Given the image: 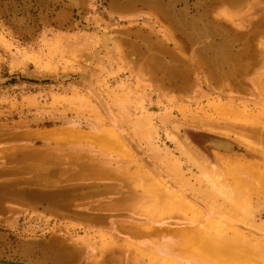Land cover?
I'll use <instances>...</instances> for the list:
<instances>
[{"label": "rangeland", "instance_id": "rangeland-1", "mask_svg": "<svg viewBox=\"0 0 264 264\" xmlns=\"http://www.w3.org/2000/svg\"><path fill=\"white\" fill-rule=\"evenodd\" d=\"M260 176L264 0H0V261L264 264Z\"/></svg>", "mask_w": 264, "mask_h": 264}, {"label": "bare ground", "instance_id": "bare-ground-1", "mask_svg": "<svg viewBox=\"0 0 264 264\" xmlns=\"http://www.w3.org/2000/svg\"><path fill=\"white\" fill-rule=\"evenodd\" d=\"M189 16V15H188ZM189 18V17H188ZM198 21V20H197ZM194 22V21H193ZM196 22V21H195ZM198 23V22H197ZM194 24V23H193ZM199 24V23H198ZM194 26V25H193ZM193 26H192V30H193ZM201 26V25H200ZM196 27H197V25H196ZM204 27V26H203ZM191 28V27H190ZM201 29H202V27H200ZM199 28V29H200ZM194 29H195V27H194ZM204 29V28H203ZM202 29V30H203ZM197 30H198V28H197ZM204 31V30H203ZM200 32H202V31H200ZM195 33H197L198 34V32H195ZM201 34V33H200ZM222 36V35H221ZM223 37V36H222ZM225 40V39H224ZM223 42V41H222ZM230 42V41H229ZM228 42V43H229ZM242 43V42H241ZM236 44V43H235ZM211 45H213L212 43H211ZM221 45V44H220ZM210 46V45H209ZM213 46H216V45H213ZM221 47V46H220ZM242 47H243V45H242ZM209 49H211V48H208L207 50H209ZM239 49V48H238ZM240 49H241V47H240ZM212 50V49H211ZM225 51V50H224ZM239 51V50H238ZM228 52V51H227ZM240 52H242V51H240ZM247 52V51H246ZM219 53V52H218ZM212 54H214V53H212ZM242 54V53H241ZM215 56V55H214ZM227 56V55H226ZM229 56V55H228ZM221 57V56H220ZM232 57V56H231ZM235 58L237 57V56H234ZM233 58V57H232ZM231 58V59H232ZM248 58V57H247ZM229 59V58H228ZM230 59V60H231ZM214 60V59H213ZM239 60V59H238ZM223 61H224V59H223ZM226 61H227V59H226ZM234 61V62H233ZM212 62H214V61H212ZM220 62V61H219ZM218 62V63H219ZM231 62H233V63H237L238 61H235V60H232ZM230 62V63H231ZM222 63V62H221ZM229 63V64H230ZM172 64H174V63H172ZM214 64V63H213ZM220 64V63H219ZM224 64V63H223ZM232 64V63H231ZM226 65H227V63H226ZM234 65V64H233ZM238 65V64H237ZM173 66V65H172ZM228 66V65H227ZM174 67V66H173ZM172 67V68H173ZM220 67V66H219ZM224 67V66H223ZM237 67V66H236ZM175 68V67H174ZM225 68V67H224ZM232 68H234V66L232 67ZM223 69V68H222ZM225 69H227V67L225 68ZM230 69V68H229ZM230 70H232V69H230ZM236 70V69H235ZM176 72V71H175ZM176 73H178V72H176ZM182 76H183V74H182ZM107 138H108V141L110 142V143H112L113 145H116V140L114 141V139H116L115 138V136H114V134L113 133H109V135L107 136ZM114 138V139H113ZM222 144V143H221ZM220 144H218V146H219ZM220 146H222V145H220ZM230 150V149H229ZM126 152V151H125ZM128 152H126V154H127ZM125 154V155H126ZM130 154V153H129ZM128 157V156H127ZM126 157V158H127ZM72 166H74V165H72ZM63 172H64V170H63ZM147 172V171H146ZM260 179H261V183H262V193H263V199H264V176H260ZM159 187H161V186H159ZM164 190H166L165 188H163ZM167 191V196L169 197V199H171V200H173V202H175V200H177V197L170 191V190H166ZM37 194H38V192H37ZM231 201H232V205L230 206L231 207V211L232 212H235L236 213V210H238L239 209V203H238V201L237 200H234V198L232 197V199H231ZM187 206H189L188 204H187ZM189 208H191L190 206H189ZM240 213H242V211L241 212H239V214ZM102 217V216H101ZM242 218H244V217H242ZM247 218V217H246ZM248 220V221H247ZM246 220V222H249V224L252 222V220L250 219V218H248ZM251 221V222H250ZM250 225H252V224H250ZM244 230V229H243ZM129 233V232H128ZM135 236V235H134ZM191 238V240H193L194 239V236H191L190 237ZM190 240V241H191ZM190 245V244H188V242L186 241V243H182L181 245H183V246H185V245ZM220 244H222V243H220ZM198 248H196V250L195 249H189L190 250V252L191 253H193V254H195V253H198V252H204V253H206L207 255H210V256H213V255H215L216 253H219L221 250H222V245H218V246H212V245H207V244H202V243H198ZM62 253V252H61ZM58 253L56 252L55 253V255H57ZM261 254L262 255H264V250L261 252ZM60 255V254H59ZM261 256V255H260ZM261 264V263H260Z\"/></svg>", "mask_w": 264, "mask_h": 264}, {"label": "water", "instance_id": "water-1", "mask_svg": "<svg viewBox=\"0 0 264 264\" xmlns=\"http://www.w3.org/2000/svg\"><path fill=\"white\" fill-rule=\"evenodd\" d=\"M0 263H1V264H10V263H8V262H3V261H0ZM15 264H24V263H20V262H18V263H15Z\"/></svg>", "mask_w": 264, "mask_h": 264}]
</instances>
